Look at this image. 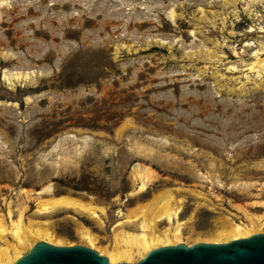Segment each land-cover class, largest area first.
I'll use <instances>...</instances> for the list:
<instances>
[{
	"label": "rangeland",
	"instance_id": "1",
	"mask_svg": "<svg viewBox=\"0 0 264 264\" xmlns=\"http://www.w3.org/2000/svg\"><path fill=\"white\" fill-rule=\"evenodd\" d=\"M263 57L264 0H0V213L99 248L166 188L186 245L264 213Z\"/></svg>",
	"mask_w": 264,
	"mask_h": 264
},
{
	"label": "bare ground",
	"instance_id": "2",
	"mask_svg": "<svg viewBox=\"0 0 264 264\" xmlns=\"http://www.w3.org/2000/svg\"><path fill=\"white\" fill-rule=\"evenodd\" d=\"M254 67L257 71L261 69L263 71L264 57L259 58L252 66ZM145 187L146 180L143 179L137 190L143 191ZM174 190L166 188L149 202L137 208H131L133 211L114 224L113 229L118 230L114 234L112 245L99 248L94 234L83 225L78 227L79 235L90 248L94 247L98 253L105 254L111 264L140 260L152 249L181 243L182 229L185 228L186 221H180L178 218L180 206L174 205L172 201ZM37 192L50 194V189L47 185ZM60 210H70L76 214L87 215L102 223L101 208H97L91 200L72 195L60 194L38 201L33 211L34 214L45 215ZM239 210L243 213L244 220L233 221L229 218L227 223L211 233L212 238L208 239L207 243H224L248 237L264 229V213L253 214L244 209ZM163 222L165 224L160 226ZM8 236L12 238L11 242L7 240ZM53 238V233L48 230L44 221L28 218L25 220L22 209L15 218L11 210H7L5 215L0 213V240L3 243V246L0 245V264H13L38 241L53 245L61 244L58 239Z\"/></svg>",
	"mask_w": 264,
	"mask_h": 264
},
{
	"label": "water",
	"instance_id": "3",
	"mask_svg": "<svg viewBox=\"0 0 264 264\" xmlns=\"http://www.w3.org/2000/svg\"><path fill=\"white\" fill-rule=\"evenodd\" d=\"M13 264H110L107 257L83 245L38 241ZM118 264H130L120 262ZM131 264H264V233L224 243H178L157 247Z\"/></svg>",
	"mask_w": 264,
	"mask_h": 264
}]
</instances>
